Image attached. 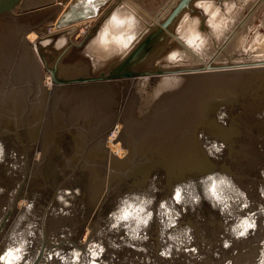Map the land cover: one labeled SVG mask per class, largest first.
I'll return each mask as SVG.
<instances>
[{
  "label": "water",
  "instance_id": "obj_1",
  "mask_svg": "<svg viewBox=\"0 0 264 264\" xmlns=\"http://www.w3.org/2000/svg\"><path fill=\"white\" fill-rule=\"evenodd\" d=\"M122 1L0 0V237L28 194L0 264H264V58L235 61L233 35L205 58L177 29L201 13L207 30L205 15L176 0L97 65L86 46ZM43 71L55 86L35 172ZM126 106L129 158L107 165Z\"/></svg>",
  "mask_w": 264,
  "mask_h": 264
},
{
  "label": "rangeland",
  "instance_id": "obj_2",
  "mask_svg": "<svg viewBox=\"0 0 264 264\" xmlns=\"http://www.w3.org/2000/svg\"><path fill=\"white\" fill-rule=\"evenodd\" d=\"M168 1L169 0H123L116 8V13H113L114 18L113 17L109 18L108 23L110 24V20L112 21L115 19H117V21L112 24L116 25L117 22L119 23V20L123 19L119 16V11L123 12V9H124V11L126 10L129 15L133 16V22H131L132 24H130V26L128 27L123 26V25H118L117 26V28L119 29L118 31H116V29L112 31H108L107 29H105L103 33L110 34V36H116L117 37L116 40H118L119 37L122 36L125 32L130 33V29H133V31H136V30L137 31L135 33H133L132 31V33L139 36L140 32H142L143 29H146V25H145L146 22L150 23V21H153L151 19L155 18L156 20V17H163L167 13L166 11L167 9L165 7L169 5ZM197 1H199L198 2L199 4H202L200 3L201 0H197ZM205 5H206L205 6L206 9L209 8L207 12L208 14H206L205 21H204L208 27L207 30L201 28L202 21L204 20L202 18L201 13H195L194 15H190L189 13L188 15L186 13V15H184V17L186 18L182 17L179 20L181 21L184 18V21L182 22L183 24L179 22L180 24L177 26L179 34L183 36V33L187 34L186 32H183L185 29L184 27H186L187 25V22L188 24H191V25L193 22H195L194 28H195L197 35L194 33L193 34L194 36L191 35L189 38H186L187 41L188 39H190V43H191L190 45H192V47L198 49L201 52L203 51L202 55L205 58H208L211 56V54L215 50L214 40L217 41L218 44L221 45L222 43H226L230 35H233L234 37L231 39L230 43L225 47V52L229 56H232L234 54L239 55V57H234L235 61L237 60L241 61L247 58L248 59L249 58L250 59L264 58V0H240V4L235 5V6L232 4L224 5V6H221V5L219 6L215 4L214 5L212 4L209 6L207 4ZM200 7L202 8L203 4L200 5ZM132 11L136 12L139 15H135L134 13H132ZM193 16H197V18L193 19ZM93 19L92 18L88 19V20H91L90 24L88 23V25H91L94 23V21H92ZM88 20L81 21V22L74 24L73 27H75L77 24H78L77 26H79L78 32L72 35V39L74 41L79 42L84 37L85 31L83 29H88L87 27H85L84 24H87V22H89ZM142 20H144L143 23H141ZM122 21H125V19H123ZM136 21L138 23V26H140L141 30L139 29L135 30V28L137 27ZM55 30H56V27L52 26V27L46 28L45 31L43 29L42 33L46 31L51 32ZM27 33H28V40L31 42L35 50L34 42L37 41L42 36V34L34 30L33 31L28 30ZM32 33H36V36L33 40H30L31 39L30 36ZM118 41L123 44L122 42L123 40L121 41L118 40ZM130 43H132V41ZM130 43L128 44L130 45ZM98 47H101V46H98ZM184 49L181 52V55H183L184 57L180 58V56H178V58L183 59V62H186L185 60H187L188 58H185V57L186 56L191 57V56L187 53V51L184 52ZM110 51L111 50L109 49L108 53ZM38 60L43 69L42 62L39 57H38ZM226 60H227V57L222 54L221 59H219V61L224 62ZM43 72L47 80L48 73L45 71ZM133 82H129V88L128 90H126L124 101L127 100L128 98ZM54 85L48 83V90L46 93V104H44L43 118L41 119L40 132L38 133V141H37L38 146L36 147V150L34 151L33 167L35 168V172H37V164L41 160V150L40 149L42 147L40 146H42L41 141H42L43 134H45V125H46V121L48 120V109H49V106H51V92H53ZM126 109H127V106H126ZM127 111L128 110H126L125 113ZM125 113L123 112V116L120 115L121 117L119 118V121H121V124H122V130H123V120H125ZM113 129L114 127H109L108 134L105 136V146L108 148V155L106 157L107 165L110 162V157L111 155H113V151H114L111 147L107 146L109 138L113 135ZM119 142L123 146V141L121 139L119 140ZM124 149L127 151V153H125L127 155H124L122 158L124 159L126 158V160H128L130 148L124 147ZM115 154L117 155V153ZM24 198L25 197L22 196L19 199L15 214L10 219V222L6 226V229L2 232V235L0 238H3L5 240L6 235L8 234V232L11 231V227L13 226L14 221L17 219V215L20 213V209H24L26 207L27 201L25 202V204L24 203L20 204L21 200H23ZM97 204L98 203L94 205L91 213H93ZM88 226H89L88 224L85 225V228L83 229V232L81 233V240L85 239L86 234H88Z\"/></svg>",
  "mask_w": 264,
  "mask_h": 264
},
{
  "label": "bare ground",
  "instance_id": "obj_3",
  "mask_svg": "<svg viewBox=\"0 0 264 264\" xmlns=\"http://www.w3.org/2000/svg\"><path fill=\"white\" fill-rule=\"evenodd\" d=\"M132 13H134L135 15H139V14H137L136 12H134V11H132ZM194 15V14H193ZM101 16V15H100ZM100 16H98V17H95L92 21H94V23L98 20V18L100 17ZM119 16L121 17V18H123V19H125V21H122V20H119V23L117 22L116 23V25L118 26V25H123V26H126V27H128V26H130V24H132L131 22H133V16H131V15H129L128 13H127V11L125 10L124 11V9H123V12H120L119 11ZM113 17V16H112ZM119 17V18H120ZM143 17V16H142ZM114 18V17H113ZM131 20H129V19ZM184 18H186V17H184ZM184 18L181 20V21H179L181 24H183L182 22L184 21ZM197 18V16H193V19H196ZM128 19V20H127ZM145 20V19H144ZM144 20H142V22L141 23H143V21ZM151 20H153V21H155V18L154 19H151ZM86 21V20H85ZM89 22H87V24H84L88 29H90V28H92V26H93V24H91V25H88V23L90 24V21L91 20H88ZM117 21V19H115V20H113V23L114 22H116ZM146 21V20H145ZM150 22H152V21H150ZM86 23V22H85ZM92 23V22H91ZM110 23H112V22H110ZM136 23H137V21H136ZM140 23V24H141ZM146 23H148V22H146ZM180 23H177V25L178 24H180ZM194 23V24H193ZM192 23V25L191 24H188V22H187V25H186V27H184L185 29H184V31L183 32H186L187 34H184L183 33V36H184V38L186 39V38H189L191 35L192 36H194L193 34L195 33L196 35H197V33H196V31H195V22H193ZM186 24V23H185ZM78 25V24H77ZM75 26V27H78V26ZM114 25V24H113ZM113 25H111V24H109V23H107V24H105V28H103V30L104 29H107L108 31H112V30H114V29H112V26ZM146 25V24H145ZM115 26V25H114ZM142 26V25H141ZM181 26V25H180ZM85 28V27H84ZM182 28H183V26H182ZM181 28V29H182ZM55 29V28H54ZM88 29H83L84 31H85V33L86 32H88ZM136 29H139V30H141L140 29V26H138V23H137V27L135 28V30ZM138 30V31H139ZM132 31H133V29H130V33H127V32H125L120 38H124L125 40L127 39V38H129V39H127V41H128V43H130L131 41H133V38H135V37H137L138 35H135V34H133V33H135L136 31H133V33H132ZM83 32V31H82ZM141 33V32H140ZM106 34V35H105ZM131 34V35H130ZM190 34V35H189ZM103 34H98L96 37L94 36L90 41H89V43H88V45L86 46V51L87 52H89V54H90V56L91 57H93V59H94V62L97 64V65H100V63H103L105 60H107V59H104V60H102V58L103 57H105V58H110L111 57V55H112V53L114 52V53H116V52H118L119 50H120V48L119 47H116V50H118V51H116L115 50V46L114 45H116V43H114L113 45L111 44L113 41H116V36H110V34H107V33H104V36L103 37H101L100 38V36H102ZM108 35V36H107ZM140 35V34H139ZM35 36H36V33H32L31 34V36H30V40H33L34 38H35ZM126 37V38H125ZM119 38V39H120ZM188 40H190V39H188ZM121 41V40H120ZM136 41V40H135ZM134 41V42H135ZM120 44H121V42H119ZM98 46H101V47H98ZM93 47H95V48H93ZM112 47H113V49H112ZM109 49L111 50L109 53H108V51H109ZM186 49V50H185ZM185 49H184V52L185 51H187V53L192 57V55H191V50H190V47H185ZM203 50V49H202ZM78 55V54H77ZM103 56V57H102ZM180 56L181 57H184L183 55H181V53H180ZM191 57H185V58H189L190 60H191ZM250 57V56H249ZM81 59V58H80ZM219 59H221V56H220V58ZM183 60V59H182ZM195 61H194V63L195 62H199V60H197V59H194ZM192 61V60H191ZM82 64H80L79 63V65H78V63H77V66L78 67H80ZM47 82L49 83V84H52V85H54L53 84V82H52V80H51V75L50 74H48V76H47ZM55 86V85H54ZM127 110V109H126ZM125 110V111H126ZM125 113V112H124ZM120 115L121 116H123V114H121L120 113ZM120 116V117H121ZM121 132H122V124H121V121H119L118 120V122H117V124H116V126L114 127V129H113V135L109 138V140H108V145L107 146H109V147H111L114 151H115V153H117V155L115 154V157H118V158H122L124 155H127V154H125V153H127V151L124 149V147L122 146V144L119 142V140H120V134H121ZM44 135V134H43ZM41 137V136H40ZM42 141H43V137H42ZM41 141V142H42ZM42 144V143H41ZM40 147H42V146H40ZM130 148V147H129ZM42 149V148H41ZM36 150V149H35ZM112 150V151H113ZM40 152V151H39ZM113 157V155L111 156V158ZM126 159V158H125ZM25 198L23 199V200H21V202H20V204L22 203H24L25 204V202L27 201V198H26V196L28 197V194L27 195H23Z\"/></svg>",
  "mask_w": 264,
  "mask_h": 264
},
{
  "label": "crops",
  "instance_id": "obj_4",
  "mask_svg": "<svg viewBox=\"0 0 264 264\" xmlns=\"http://www.w3.org/2000/svg\"><path fill=\"white\" fill-rule=\"evenodd\" d=\"M174 1L176 2V0H169L168 3H172V2H174ZM198 2H199V1H197V0L194 1V5L197 6V7H200V5L203 4V7H202V8L200 7V8H201L202 11H203L202 14L205 15V16H206V14H208L207 12H208V9H209V8L206 9V7H205L206 5H205V4H207L208 6H209V5H212V4H213V5H214V4H215V5H219V6H220V5H221V6H224V5H231V4L235 6V5L240 4V0H221V1H220V0H201L200 3H202V4H199ZM185 15H186V14H185ZM120 37H121V36H120ZM120 37H119V38H120ZM123 39H124V38H120V39H118V40H123ZM118 40H116V41H114V42H119Z\"/></svg>",
  "mask_w": 264,
  "mask_h": 264
},
{
  "label": "snow or ice",
  "instance_id": "obj_5",
  "mask_svg": "<svg viewBox=\"0 0 264 264\" xmlns=\"http://www.w3.org/2000/svg\"><path fill=\"white\" fill-rule=\"evenodd\" d=\"M18 251V250H17ZM3 261V256L2 255H0V262H2ZM9 264H11V262H9Z\"/></svg>",
  "mask_w": 264,
  "mask_h": 264
}]
</instances>
